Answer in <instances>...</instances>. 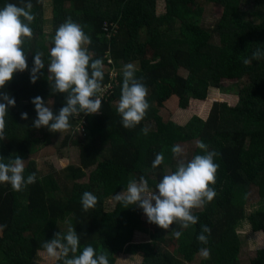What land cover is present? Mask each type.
<instances>
[{
    "label": "trees",
    "instance_id": "trees-1",
    "mask_svg": "<svg viewBox=\"0 0 264 264\" xmlns=\"http://www.w3.org/2000/svg\"><path fill=\"white\" fill-rule=\"evenodd\" d=\"M162 1L163 12L157 14V0H30L35 19L30 25L33 38L24 45L28 70L15 73L6 88L0 90L16 101L5 118L7 138L0 141V156L5 163L9 157L24 160L37 153L41 144L38 132L49 139L47 128L33 126L37 113L31 101L36 96L46 106L48 99H53L54 114L64 106V95L52 93L48 81L47 65L54 44L51 38L48 46L44 45L46 3L51 6L55 26L69 17L83 26L92 41L88 49L93 59H102L103 64L107 58L122 64L137 62L136 77L148 88L150 108L139 125L124 128L117 106L111 105L120 99L123 74L119 72L112 78L109 71L104 73L102 86L111 89L101 98V112L70 117V130L74 133L63 141V146L70 144L79 150L78 165L68 168L71 187L63 189L52 174L44 175L33 160L24 176L35 173L34 184L21 192L9 184H0V225L4 226L0 228V264H36L45 241L58 232L67 233L60 225L69 218V225L80 236V250L91 245L98 253L107 252L109 264H114L119 254L139 256L140 264H185L175 255L156 250L155 243L168 247L167 231L155 224L150 232L144 228L143 210L138 206L124 208L116 201L111 210L105 209L107 199L141 175L155 189L165 175L164 164L171 163L175 171L176 163L165 158L161 166L153 169L155 156L181 144L186 146V159L204 154L197 142L219 154L214 158L219 164L216 183L210 185L217 195L204 209L194 210L198 223L180 237V244L191 251L209 249V257L199 264H240L237 228L244 219L253 232L264 231V203L246 215L243 195L254 187L264 201V58L250 59L257 49L264 51V0ZM243 1L249 4L247 9L241 7ZM27 2L0 0V9L7 3L23 6ZM203 2L221 9L209 25L200 19ZM162 34L173 38L162 39ZM147 49L153 55L150 60L142 59ZM38 51L44 53L45 68L33 84L30 70ZM244 58L250 59L248 65L243 64ZM223 60L230 76L244 80L238 87L235 104L213 102L205 120L193 116L182 126L158 117L161 102L171 104V100H176L180 109H186L190 100H205L208 89L218 88L222 80ZM158 89L161 97L154 106ZM24 112L27 120L21 119ZM152 119L155 128L144 135L141 129ZM77 131L82 133L81 139L77 138ZM90 168L88 181L79 182ZM84 192L97 197L95 209L83 210ZM202 225L211 229L210 235L206 233V245L197 241ZM136 232L148 234L150 240L134 242ZM249 264H264V248L255 251Z\"/></svg>",
    "mask_w": 264,
    "mask_h": 264
},
{
    "label": "clouds",
    "instance_id": "clouds-1",
    "mask_svg": "<svg viewBox=\"0 0 264 264\" xmlns=\"http://www.w3.org/2000/svg\"><path fill=\"white\" fill-rule=\"evenodd\" d=\"M32 7L28 0L23 6L7 3L0 9V90L6 88L15 73L28 70L24 45L34 35L30 27L35 19ZM52 42L54 46L50 49V63L47 65L48 81H51L49 84L52 93L63 94L65 102L58 114H54L52 108L46 106L40 96H36L31 101L37 113L33 126L37 129L45 127L52 133H63L71 128L70 117L80 114L96 115L101 112V96L105 91L102 86L103 69L104 64L108 67V63L103 64L99 58L93 59L88 49L92 43L90 36L85 33L83 26L73 22L71 17L58 27ZM43 55L44 53L39 51L34 55L30 70V81L33 84L40 78L41 70L45 68ZM262 58L264 51L257 49L250 59ZM250 59L244 58L243 64L248 65ZM137 71V67L131 62L125 64L122 69L123 83L117 113L122 117V125L126 129H133L139 125L150 108L147 99L148 88L137 79ZM15 104L14 98L7 92L0 91V141L7 138L5 118L9 107H15ZM21 119L27 120L28 114L21 113ZM141 131L147 135L149 128L144 127ZM196 146L204 154L186 159L185 150L179 145H174L171 151L176 160L175 171L163 175L156 183L155 189L149 186L143 175L130 180L126 190L115 195L116 201L124 208H129L130 205L138 206L143 210L148 223L166 231L170 230L179 238L182 232L176 231L172 226L178 224L181 229H187L196 225L199 217L194 214V210L203 208L217 195L214 187L210 185L214 186L216 183L219 165L214 162V158L219 154L214 150L209 151L203 142H197ZM4 159L0 156V184H9L14 191L21 192L36 182L35 173L25 178L24 160L9 157L5 163ZM164 159V154L158 153L152 162V168L161 166ZM97 202V197L92 193H83L81 204L85 212L95 209ZM3 227L0 225V228ZM206 233L210 235L211 229L207 225H202L197 236L199 243L205 245L208 243ZM42 247L48 259L62 264H109L107 252L98 253L91 245L80 250V236L71 225L66 234L56 233L54 238L45 241ZM199 252L204 258L210 255L207 248H201Z\"/></svg>",
    "mask_w": 264,
    "mask_h": 264
},
{
    "label": "rangeland",
    "instance_id": "rangeland-1",
    "mask_svg": "<svg viewBox=\"0 0 264 264\" xmlns=\"http://www.w3.org/2000/svg\"><path fill=\"white\" fill-rule=\"evenodd\" d=\"M96 2V0H95ZM69 5H67V8ZM241 7L247 9L249 4L245 1L241 3ZM156 13L163 12V1L157 0V5L155 8ZM220 7L215 4L203 2L202 11L200 15V19L206 23V25L213 23L220 14ZM60 25L55 26L54 21L52 19V12L51 6L49 3H46L44 15H43V34L45 36L44 45L48 46L50 39L54 37L56 30ZM86 33V31H85ZM162 39L173 38L172 35H161ZM221 54H225L224 52ZM153 58L152 53L150 50H145L142 59L150 60ZM44 61V59H43ZM45 63V61H44ZM108 63V62H107ZM112 67L108 68L107 65L104 64V73L108 72L111 73V77L115 78L117 73L122 72L123 66L120 61H113L111 60ZM137 67V62L135 63ZM221 74L223 75L222 80L219 83L218 88H209L205 100H190L189 105L186 109H180L178 107V103L176 100L170 103L163 104L161 102V109L158 113V117H162L164 121H172L178 125H185L193 116L201 118L205 120L208 116L209 110L212 106L213 102H224L227 105L235 104L237 100V90L241 83H243V79L237 81L234 79L231 74L227 72V64L225 60L222 61V71ZM159 87V86H158ZM161 97V90H157V98L154 100V106H157L159 99ZM49 103V104H48ZM53 99H48L47 106L53 107ZM117 102H113L112 106H117ZM77 117V116H73ZM149 129L155 128V122L150 121L146 123ZM70 129L63 133H52L47 130V135L49 139H45L40 132H38V137L41 139V144L39 147V151L35 153L32 157L24 159L25 168L27 167L28 163L33 160L36 162L38 169L46 174H52L54 179L61 185L63 189L66 187H71V179H69V166H77L78 165V155L79 150L76 146H72L68 144L67 146H63V141L65 137L69 134H73ZM82 133L80 135V131H77V138L81 139ZM50 140V143L48 142ZM181 146L186 153V146L184 144L179 145ZM164 158L168 161L172 159L176 161L173 157V153L171 149L166 150L164 153ZM186 158V156H185ZM219 165V164H218ZM92 170L90 168L86 171V176L79 180V182H87L88 181V174L89 171ZM164 174H168L174 171L173 166L171 163H165L163 166ZM126 190V189H125ZM124 191V190H123ZM123 191L119 192L122 193ZM117 193V194H119ZM245 195V206H246V215L250 214L251 212L261 208L263 206L264 201L261 200L260 196H258L257 191L254 187L250 188L248 192H244ZM116 203L115 195L110 197L105 201V209L111 210ZM154 203V202H153ZM207 203L203 208L196 209L195 211H200L204 209ZM144 228H147L150 231L153 229V225L147 222L146 216L142 215ZM70 221V218H69ZM69 221L66 219L64 222H61L60 229L67 231L69 227ZM176 231H181L182 233H190L191 226L187 229L176 228ZM237 234L240 241V252L238 256V262L240 264H249L251 259L254 257L255 251L257 249L264 248V231L253 232L250 226V223L247 219H244L237 228ZM168 240V247H163L161 243H155V248L159 252L170 253L171 255H175L176 257L181 258L185 264H199L200 261L204 258L200 255V252L191 251L190 248L185 247L180 244V236L176 238L173 235L172 231H167L166 235ZM134 242H141V241H149L148 234L144 232H136L134 235ZM1 259V257H0ZM56 261L50 260L46 257L45 252L39 251L36 264H54ZM141 258L139 256H130L125 254H119L116 257L114 264H140Z\"/></svg>",
    "mask_w": 264,
    "mask_h": 264
},
{
    "label": "built area",
    "instance_id": "built-area-1",
    "mask_svg": "<svg viewBox=\"0 0 264 264\" xmlns=\"http://www.w3.org/2000/svg\"><path fill=\"white\" fill-rule=\"evenodd\" d=\"M106 62H108V64H110L111 62L107 59L106 60ZM108 68H110V66L108 65ZM111 74V73H110ZM104 89H105V91H104V93H103V95L101 96V98H103V97H105V96H107V94H108V92L107 91H109L110 89H111V86H106V87H104Z\"/></svg>",
    "mask_w": 264,
    "mask_h": 264
}]
</instances>
